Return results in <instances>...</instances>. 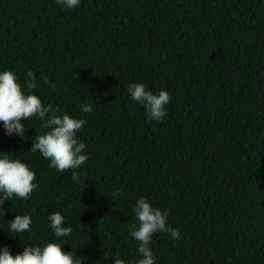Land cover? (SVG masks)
I'll use <instances>...</instances> for the list:
<instances>
[{"label": "trees", "instance_id": "obj_1", "mask_svg": "<svg viewBox=\"0 0 264 264\" xmlns=\"http://www.w3.org/2000/svg\"><path fill=\"white\" fill-rule=\"evenodd\" d=\"M6 70L22 85L34 72L43 104L87 121L77 135L88 160L57 172L30 151L46 131L39 120L25 122L23 140L0 123V153L26 162L39 185L5 202L0 247L15 255L53 241L48 216L60 212L73 231L56 242L81 264H133L143 196L180 232L153 236L156 264H264V0H82L75 10L0 0ZM130 81L169 93L162 122L131 100ZM24 214L31 231L10 233Z\"/></svg>", "mask_w": 264, "mask_h": 264}, {"label": "clouds", "instance_id": "obj_2", "mask_svg": "<svg viewBox=\"0 0 264 264\" xmlns=\"http://www.w3.org/2000/svg\"><path fill=\"white\" fill-rule=\"evenodd\" d=\"M56 3L66 10L78 9L82 0H56ZM29 79L22 85L19 77L12 70L0 71V123L8 136L16 135L21 140L26 138L25 122L35 117L45 129L33 141L31 152L39 153L43 159L48 160L49 167L57 172H65L81 168L88 160L85 151L86 143L77 133L87 123L85 119H78L67 113H60L51 105L42 103L37 95L38 85L34 72L27 73ZM45 84L55 90L56 84L49 78H44ZM28 89L30 91H25ZM128 95L135 103L142 105L149 121L162 122L167 116V105L171 101L169 93L163 89L153 92L142 83L129 82ZM84 113L92 111L91 105H81ZM72 179L79 181L80 175L73 171ZM36 172L26 162L13 159L8 153H0V216L6 215L4 204L13 197L21 200L30 198V194L39 185L35 183ZM120 190L113 192V197L121 196ZM137 224H133L131 236L138 242L139 259L133 264H156V258L149 247L153 236L157 233H170L173 240H178L179 229L168 225L170 213L154 206L146 197H139L132 209ZM54 238L69 237L72 228L66 225V218L60 212L48 216ZM32 216L30 214L16 215L10 221V233L22 234L31 231ZM56 239L43 245H28L23 251L13 255L9 246L0 247V264H81L79 259L73 257L72 252H65L62 244ZM114 264H127L123 259L116 258Z\"/></svg>", "mask_w": 264, "mask_h": 264}]
</instances>
